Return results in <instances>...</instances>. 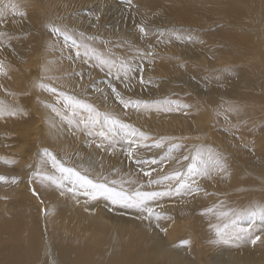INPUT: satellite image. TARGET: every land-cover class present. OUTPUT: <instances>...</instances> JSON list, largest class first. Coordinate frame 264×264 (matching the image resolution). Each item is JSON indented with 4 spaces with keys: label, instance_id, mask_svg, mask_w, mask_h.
<instances>
[{
    "label": "bare ground",
    "instance_id": "obj_1",
    "mask_svg": "<svg viewBox=\"0 0 264 264\" xmlns=\"http://www.w3.org/2000/svg\"><path fill=\"white\" fill-rule=\"evenodd\" d=\"M52 1L54 4H52ZM52 1L0 0V9H4L1 23H7L8 25L18 28L19 23L17 19L20 18V15L13 14L11 9V5L16 4L19 6L18 12L22 11L25 13L23 17L25 20H28L29 24L41 22L44 19V16L47 14L50 16L53 26L59 25L64 27L62 30H67L73 36V38L76 39L78 45H84L85 48H87V46L89 47V45L99 44L101 42V44H104L103 40H100V36L104 33L105 43H112L117 48H121L120 46L126 41L130 42L125 48L131 47L132 44L138 45L140 43L142 45L143 51L152 50L154 47L167 49L166 45H163L164 43L169 44L168 46H170V48L173 46L175 54L167 59V61H169L168 63L173 65L171 68L166 65L159 66L155 64L153 67L143 71L141 73L142 75L139 74V76H142L143 79L147 80L151 79L152 75L154 74L159 73V76H161L162 73L168 74L171 72L173 75H167L168 77L166 81L155 79V87L158 89L162 87L164 94L172 93L179 97L185 94L186 97L189 96L187 94L189 89H191L190 92L192 95H195L196 98L202 100L203 98L208 97L207 103L208 100L214 103L216 102L218 109L219 107L226 108L227 106H234L237 109L235 111L238 114L237 119L245 117L247 111L250 110V112H252L250 113L252 117L249 116L243 120L248 122V119H251V123L254 124L255 127H260V130H258V128L256 130L254 129L252 134L253 136H244L245 139H251L252 137L255 138L253 143L250 144L248 142V144L251 145V151H248L249 149H245L246 143L244 144L243 141L236 143L233 147V151H243L245 154H249L250 156L252 155V158L255 156V160L252 162V165L255 164L256 168L253 170L251 169V171L246 169L247 173L243 174L247 175L245 188H247L248 193L242 195V200L239 194L240 187L232 186L230 183V177L232 176L225 175L223 176V179H214L213 176H210L208 181H203L202 177L198 176L195 178L196 182H201L203 184V186H201L202 184L198 186L199 189H201L199 192H195L189 197L180 196L172 201L157 200L156 202H153L151 206L153 207L154 211L162 210L164 212H168L169 219L164 217H161L159 220L155 218L145 219L144 216L146 214H142L137 209H123L120 208L121 206L119 205L118 207H115L110 201H107L102 197H98L96 199L87 197L80 203L78 207H76L71 201L62 199L53 191L45 189V184L50 182L41 183L39 179L34 178L32 175L38 166L49 174L58 175V173H56L55 170L51 168L50 164L41 165V157L44 156L43 149H45L42 147V144H49L47 149L51 152L57 149L60 155H65L68 152L69 143L64 142V136H61L60 142L54 140V142L61 145L52 147V136L55 131L53 128V123L58 119V117H54V113H57V111L53 110V113L48 115V112H52V107L46 106L44 101H47V97L50 96L51 93L46 91L45 88L38 86L43 82V80H41L43 73H41L42 69L39 66V60L36 63H34L32 60V58L36 56L35 53H38L36 56L37 59L45 58L46 61H48L50 58L49 54H55V47L50 44L51 42H48L47 44H37V49L35 48L33 50L29 49L30 51H25V49H23L25 46L22 47V45H20L22 53L19 55H14L16 53L8 52L6 50V46H1L0 61H6H3V63L5 62L4 69L5 71L8 70L11 74H0V101L11 108L22 109V111H19L15 116L5 114V119H1L0 117V176L7 178L5 183L0 181V264H264V222L260 221L259 219L255 220V222H251L246 219L237 221L238 223H241L236 225L237 228L249 229L251 232V239L236 241L235 246L229 249L225 256L221 257L208 258L203 254L204 251L196 246L195 243L197 238H199L201 241H204L203 235L201 232H199V230L191 231L189 227L184 231L177 229L186 228L185 225H179L180 222L185 223V221L193 220V216L191 214L194 210H198L199 204L202 202H207L203 204V206L216 203L222 212L231 211L233 213L252 209L254 204L260 205L259 203H262L263 205L264 203V149H262V147H264V98L263 100L261 99L257 101L258 104L255 105V109H252V102L247 100L250 95H259L261 97L264 96V75L263 77L257 76L252 71L251 73H247L245 77L242 78V66L241 64H236L239 62L236 61L234 67L232 68V72L236 70V74L240 75V79L236 86V82H234L235 75L230 73V65L233 63L231 61V57H229L228 52L226 51V49L231 46L232 42L234 41V35L231 34L230 31L233 26L232 23H234L236 26H239L240 28L245 27H243V25L240 23V20L231 21V19L228 20L227 17H233L235 19L234 16L241 17L240 14L233 12L232 9L227 10L228 8H225L221 11L223 14L217 19L215 12L208 11L206 8H194L193 3L189 2V0H173L177 3L179 8L180 6H183L184 9L192 8L196 12H199V15H201L203 19L207 14H209L210 17L206 18L205 20H209L210 18L215 19L209 22L215 21V23H213V28L215 29L211 31V34L213 37H215L217 43L216 46L220 43L224 45L227 44L229 46L225 49L226 53L219 54L217 57L215 54L205 57L203 55L204 53L198 52L196 50L194 44H185L187 42L179 40L178 34H174L172 36V33H169V30L174 29L172 24H175V22H169L168 27L162 25L159 26V28H146L147 35L141 33L139 28H136L134 31L130 32V36L133 38V40L128 39L127 36L122 37L120 35L123 40L120 37H117L119 41H113V39H109V36H118L120 33H115L118 35H112L113 29H110L109 25H105L106 27L104 26L103 29L98 32H92L91 27H89L87 23L84 24L81 22L82 25L77 26L75 29V24L73 22L78 24L77 20L79 17L77 14L75 15L76 11L72 13L73 16L69 17L68 13L71 11L70 9L78 7V2H90V0H59L58 3H55L54 0ZM222 1L226 2L227 0ZM138 3L141 7H145L143 14V17L145 18L144 15L148 13V9L155 5H160V0H138ZM85 11L87 10L85 9ZM132 11L135 12V9L133 8ZM95 12L96 10L93 9L91 12L84 13L95 14ZM10 13L13 14L12 18L10 17ZM187 13H189V11H187ZM181 14H184V12ZM192 14L193 13H191V15ZM251 15L252 14L250 12L245 14L246 17H251ZM143 17H134L132 19H138L137 23L140 24L142 22L141 19H144ZM184 17H187V15ZM221 19H224L225 21L221 22ZM89 23L92 27L95 25V22ZM203 24H199V26ZM167 30L168 32H166ZM225 33L227 34L223 39ZM256 34H258L256 41L260 45L262 40V37L260 36L261 30L256 29ZM158 36L161 39H157ZM5 37L6 36L4 35H0V45H7L6 43L9 40H6L7 38L5 39ZM60 39L61 38L58 37L56 38L57 41H55L56 47L60 49L58 52L67 53V50L62 47L63 45H59L58 42ZM119 42L123 43L119 44ZM76 49L78 50L77 47ZM1 52L3 53L1 54ZM4 53L7 54V56L10 55L13 61H22L25 62V64L27 62V66L18 67L15 61L14 66H12L13 64H9L10 66H7L8 64L6 63L8 62L7 59L3 57ZM177 53H180L181 55L183 54V58L187 59L186 62L182 64V66H177L175 64L176 60H179V58L177 59ZM88 57L90 58V56ZM249 57H253L250 51ZM253 58H255V56ZM259 58L261 65L264 67V59L262 57ZM62 59L66 60V62H70L72 66L76 67L77 65H80L77 73L68 74L69 78L73 79V85L71 88H81L82 85L86 81H89L93 75L106 74V69L103 68V71L101 72L99 65L80 64L79 58L76 55L75 59L73 60L70 58H67V60L64 57H62ZM128 59L130 60V63H132L130 55L128 57L126 56V60ZM15 63L17 66H15ZM54 63L55 62H53V64ZM225 64L227 66H224ZM50 66H52L53 70V65ZM58 67L59 66H57V68ZM84 67L85 69L82 70ZM61 68L62 67L59 69ZM63 69L64 68L61 70L63 71ZM190 73H193L194 75L198 74L197 76H200L201 74V78L202 75L203 77L204 75H207L209 78L213 76L215 77L214 79L218 81L221 80L220 77L224 76L228 78L224 80L229 81H221L222 85L220 84V86L219 84H215V81V83H213V80L211 79L210 80L212 82H210L208 77H204L205 79L207 78L208 81L206 82H209L208 85L207 83L204 84L202 82L204 84L201 85L203 86L202 88L197 87L198 89H194V87L190 86L192 83L189 81ZM246 77L249 78L245 79ZM67 78L68 77H65L64 81H66ZM108 78L109 80H114L113 76H108ZM114 81L115 85H118L119 82H121V80ZM179 81L185 86L184 89L180 87H174V83H180ZM95 84L96 83H93V85ZM103 86L104 88L101 89L104 92L99 94V97L93 93L92 95L90 94L92 91H94L92 87L88 88V92L85 95L94 97V99L91 100L92 103L103 99L101 100V103H98L100 105L99 107L106 108L108 106L110 108L113 106L111 104L119 105V102L114 99L115 97L109 94L110 90L108 91L106 88L107 86ZM196 86H198V84ZM205 87L206 89H204ZM71 88H69V91H71ZM23 89L27 90L25 91L27 92L26 94L24 93ZM10 90L13 93H10ZM157 90L148 92L147 95H157V98H160V94L162 93L156 94ZM40 95H44L45 99L43 100V97L40 98ZM225 96L228 98H231L232 96L234 97L231 99L226 98L221 100ZM196 98H194V100ZM135 99L139 100V97L135 96L134 100ZM234 100H237L238 102H234ZM48 101H53L54 104L58 105L59 108H61V110L63 109V111L66 113L68 110L72 111L70 107H66L65 105L57 102L58 100L49 99ZM191 104L197 109L199 116L206 115L204 114L205 110L210 108L212 109L211 105L209 106L211 103L206 104L205 102L191 101V99H188L186 104L182 107L184 110H191ZM256 111L258 113L257 116L255 115ZM76 112L78 113L79 110L76 109ZM112 113L113 112L111 111V114ZM168 115L171 117H165L163 132L160 130H155L156 127L152 126L153 123L154 125L158 124L157 120H152L144 125L145 122L149 121L154 116L149 118L143 114V116H141V118H137L136 121H133V119L129 116V120L132 121V125L137 124L139 126L138 127L136 125L137 127L135 128L140 130L142 127L143 129H151V132H145L146 130L144 131L142 129L143 132L148 134V136L159 133V139L173 135L188 138H193L197 135L201 140L211 138L213 136H220L218 135L219 133L217 134L215 130L216 128L214 129V126L216 125L215 121L218 118L217 114H214V118H212L214 120V124L209 122L210 119H208L209 117L207 116L206 119L199 118L198 120H194L192 116L188 115V118L186 117V119L183 118L182 114H177L176 112ZM210 115L213 116V114ZM223 115L224 114H222V116ZM172 117L174 119H178L177 124H172L170 122ZM224 117L225 116H223V119H226ZM258 119L261 120L257 123ZM208 122L210 125L208 124V132H206L207 130L205 131V124ZM166 123L167 125H165ZM10 125H12L13 128H11L12 126ZM238 126L237 128H239ZM245 127L246 126H244V128ZM248 127L250 128V126ZM37 145H40L41 148L36 154ZM243 145L245 146L243 147ZM90 147L94 152V156L97 155V150L95 148L93 149L92 146ZM194 147H202L205 150L212 149L213 152H216L219 149L217 145L213 143L202 141L195 143ZM252 148H254V150H252ZM259 151L261 153H258ZM141 154L136 153L135 155L137 158L145 156H141ZM232 156L236 159L238 164L244 166V163H242L239 158H236L234 154H232ZM5 161L9 162L6 163ZM179 161L180 160H178L177 163H179ZM124 162L125 160L123 163ZM65 165L73 167L69 164ZM125 167L127 170L122 172L121 168ZM75 168L81 172H84L78 167ZM104 168L105 167L103 165L98 167L97 170H103ZM138 168L131 164L128 166L118 165L117 171L123 173L124 181H132L131 176L135 174V172H138L141 175L146 172L141 171ZM154 168L155 167L150 169L152 174L161 167L157 169ZM16 172L21 174L20 178L17 177ZM89 176L92 177L91 175ZM13 178H15V180H13ZM12 181L15 183L14 185L10 184ZM14 186L17 187V189H14ZM125 186L128 187L127 184H125ZM36 190L41 193V197L44 198L49 204V206L46 205V210L44 207L36 204L33 196V193ZM205 190H209V193H204ZM229 199L232 202L233 200L235 202L230 203ZM106 201L108 204L107 207L109 209L105 208L106 203L104 202ZM222 218V224L228 221V218ZM230 218L235 219V216L233 215ZM164 219L172 221L173 225L177 227L175 235H171L169 233L172 230H167V227L164 225ZM244 223L248 224L245 225ZM156 224H159L162 229H160ZM256 236H259L260 239L256 240L255 243H252V239H255ZM184 240L190 242L186 245H190V251L192 254H185V252L180 249L181 246H186L185 244H181V241Z\"/></svg>",
    "mask_w": 264,
    "mask_h": 264
},
{
    "label": "rangeland",
    "instance_id": "obj_2",
    "mask_svg": "<svg viewBox=\"0 0 264 264\" xmlns=\"http://www.w3.org/2000/svg\"><path fill=\"white\" fill-rule=\"evenodd\" d=\"M50 1H52V0H50ZM54 1H55V3L59 2V0H54ZM189 2L193 3L194 8H206L208 11L215 12L217 19L220 18V16L223 14L221 12L222 10H224L225 8H228L227 10L232 9L233 12L240 14L241 17L234 16L235 19L233 17H227V19L228 20L231 19V21H235V20L239 21L240 20V23L243 25V27L244 26L245 27L240 28L239 26H236L234 23H232L233 26H232V29L230 30L231 34L234 35V37H233L234 41L232 42V45L229 46L227 44L224 45V44L220 43L219 45L216 46L217 43H216L215 37H213L211 34V31L213 29H215V28H213V23H215V21L209 22V21H212L215 19L210 18L209 20H205L206 18L210 17L209 14H207L203 19L201 17V15H199V12H196L192 8L184 9L183 6H180V8H179L177 3L174 2L173 0H160V5H155L152 8L148 9V13H146L144 15L145 18L143 17L145 7L144 8L141 7L138 3V0H131V3H129L128 0H90V2H78L77 4H79V6L75 7L74 9H70L71 11L72 10H74V11H72V12L69 11L68 14H69V17H71V16H73L72 13H74L76 11L75 15L77 14L79 17L77 20L78 24L73 22L75 24V26H74L75 29L77 26L82 25L81 22L84 24L87 23L88 26L91 27L92 32H98V31L102 30L105 25H109V28L113 29L112 35H118L115 33H120L118 36H109V39L110 40L113 39V41L114 40L119 41L117 39V37L121 38V36L122 37L127 36L128 39L133 40V38L130 36L131 35L130 32L134 31L136 28H139L140 25H144L145 28H149V27H158L159 28V26H162V25L165 27H168L169 22H175V24L173 23L174 25L172 24V26H174V29L169 30L170 31L169 33H172V36L174 34H178L179 40L187 42L185 44H189V43H190V45L194 44L196 50L198 52L204 53L203 55L205 57H209L213 54H215V56L217 57L219 54L226 53V51L228 52V55H229V57H231V61L233 63L232 65H230L231 66L230 67L231 68L230 73L235 75L234 82H236V86H237V83L240 79V75L236 74L237 73L236 70H234L232 72V68L234 67V64L236 61H239L236 64H241V66H242V72H241L242 78H244L247 73H251L252 71L255 75L263 77L264 67L261 65L259 57H262L264 59V0H227L226 2H224L222 0H189ZM52 4H54L53 1H52ZM146 5H148V4H146ZM133 8L135 9V12L132 11ZM85 9L87 11H85ZM93 9L96 10L95 14L84 13V12H91ZM187 11H189V13H187ZM179 12H181V13L184 12V14H181ZM190 12L193 13L194 15L193 14L191 15ZM249 12L252 14L251 17H246L245 14H247ZM185 15H187L188 20H187V17H184ZM177 16H179V17L181 16V17L179 18ZM10 17L12 18L13 14L10 13ZM134 17H143L144 19H141L142 22L139 24V23H137L138 19H132ZM17 20L19 23L18 28L14 27L12 25H8L7 23H1L0 22V33H3V35L6 36L5 39L7 38L6 40H9L6 43L7 45H0V47L6 46L7 47L6 50L8 52L16 53L14 55H19L20 53H22V51L20 49V45H22V47L25 46V48H23V49H25V51L26 50L30 51V50H33L35 48L37 49V44H47L48 42H51L50 44L53 45L55 47V50H56L55 54H53V53L51 55L49 54L50 58H49V60L47 58L48 61H46L45 58L37 59L36 56L38 55V53H35L36 56H34L32 58V60L34 61V63L38 62V60H39V64H40L39 66L42 69L41 73H43V77L41 79V80H43L42 83L45 85H49L52 88L57 89V91L55 93H53L49 90H46V91L50 92L51 95L47 97V101H44V104L46 106L52 107V112H48V115L53 113V109H55V111H57V112H62L61 115H57V113H54V117H58V119L53 123V128L55 131H54V134L52 136V139H53L52 147L57 146V145H61L59 143L54 142V140L60 142L61 136H64V142L69 143L67 154L60 155V153H59V151H57V149H55L52 152L53 154H55L57 156V159H59L60 161H62L65 164H69L73 167H78L82 171L87 170V173L94 178L106 177L108 181L124 180V176H123L122 172L126 171L127 168L126 167L121 168L122 172H118L117 171L118 165L128 166L131 164V165L136 166L137 168L139 167L138 169H140L141 171H150V169L153 167H155L154 169L161 167L156 172L153 171L154 173L152 174L151 179H156L160 176L167 175V174H169L172 171L177 170V169L184 171L186 169L187 164L190 162H189V160H184L183 157L184 156H190L191 154L194 153V150L196 148V147H194V144L199 142V141L210 142V143L217 145V147L219 148L218 151H216L215 153H218L220 155L225 167H224L223 171H212L209 176L202 177L203 181H208L210 176H213L214 179H223V176L230 175V176H232V177H230L231 185L240 187L239 194H240L241 200H242V195L248 193L247 188H245V186H246L245 182L247 181V177H246L247 175H243V174H246L247 170L251 171V169L253 170L256 168L255 164L252 165V162L255 160V156H253V158H252V155L250 156L249 154H245V152H243V151H233V147L236 143L243 141L244 144L246 143L245 149H249L248 151H251V145L250 144L255 141V138L252 137L251 138L252 140L251 139H245L244 136L252 135L254 132V129L256 130L258 128V130H260V127H255V125L251 123V119H248V122L243 120V119H246L249 116L252 117V115L250 114L252 112H250V110H248L245 117H243L241 119H237L238 114H237V112H235L237 109L234 106H232V105H231L232 107L227 106L228 109H227V107L226 108H222V107L220 108L219 107V109H220L219 110L216 102L214 103V102H211L208 100V103H211V104H209V106L211 105L212 109L210 108L208 110H205V112L207 111L206 113L204 112V114H206V115L199 116V112L197 111V109L192 104H191V107H192L191 110H186V109L184 110V108L182 106H184L186 104V101L188 99H191V101H200V102H205L206 104H208L207 103L208 97H205L202 100L198 99V98H196L195 95H192V93L190 92L191 89H189L188 94H187L189 96L185 97V94H184V95H181V97H179L176 94H172V93L164 94V90H162V87L160 89L155 87V79H161L162 81L163 80L166 81L167 77H168L167 75H169V74L173 75L171 72L168 74L162 73L161 76H159L160 75L159 73L154 74V75H152L151 79H147V80L143 79L142 76H139V74L142 75L141 73L143 71L153 67L155 64L159 65V66L160 65H162V66L166 65L169 68H171V66H173V65L171 63H168L169 61H167V59L170 58L171 56H173V54H175L173 46L170 48V46H168L169 44L164 43L163 45H166L167 49L154 47L152 50L143 51L142 45L140 43L138 45L132 44L131 47L125 48L127 45H129V42H130V41H126L124 43L119 42V44H121V43H123V44L120 46L121 48H117L112 43L111 44L105 43V38H104L105 33H104L100 36V40H103L104 44H101L102 43L101 42L99 44L89 45V47L87 46V48H85L84 45H79L78 50H77L75 46L70 45L71 44L70 42L65 45L63 37H61L58 33L53 31V27H55V26L59 27L61 30L64 27H61L59 25L53 26V22H52L50 16H48L47 14L44 16V19L41 22L35 23V24H29L28 20H25L23 16H20V18ZM193 21H195V22H193ZM220 21L223 22L225 20L221 19ZM89 22H91V23L95 22V25L92 27ZM197 23H199V24L204 23L205 25L203 24V25L199 26V24H197ZM235 29H236V31H235ZM256 29L261 30L260 36L262 37V40L260 42V45L256 41V37L258 35V34H256ZM166 32H168V30ZM227 33L224 34L223 39L225 38ZM58 37L61 38L60 41L58 42L59 45L60 46L63 45L62 47L65 50H67V53H59L58 52L60 49L57 48L55 45V43H56L55 41H57L56 38H58ZM157 39H161V38L158 36ZM80 46H82L83 48ZM233 46H235V47H233ZM71 47H72V49H71ZM225 49H226V51H225ZM71 50L73 53L71 52ZM120 50L124 53H122ZM86 51L88 52V56H90V58L84 54ZM249 51L253 57L255 56V58L249 57ZM78 52H79V55H77ZM117 52H118V54H117ZM132 52H134V53H132ZM2 53L3 52H1V54ZM177 54H178L177 59L179 58V60L178 61L176 60L175 64L177 66H179V65L182 66V64L184 62H186L187 59L183 58V54L182 55L180 53H177ZM75 55L79 58L80 64H83V65H99L101 72L103 71V68L106 69V74L93 73V74H97V75L92 74L93 76L90 78V80L86 81L84 83L85 85L83 84L81 88L80 87L71 88V86L73 85V81H72L73 79L69 78L68 74L77 73L80 65H77L76 67L72 66L70 62H68V61L66 62V60L62 59V57L66 58V59L70 58L71 60H73V59H75ZM129 55H130V58L132 60V63H130L129 59L126 60V56L128 57ZM97 56H100L104 59H108L110 61H113L114 64L111 67V69H109V67L106 64L105 65L100 64L99 60L96 58ZM3 57H5L7 59V62H8V63H6V64H8L7 66H10L12 64H13L12 66H14V61L17 63L18 67H22V66L26 67L27 66V62L25 64V62H22V61H17V60L13 61L11 59L10 55L7 56V54H5V53H4ZM123 58L125 59L126 62L124 61ZM3 61H5V60H3ZM52 61L55 63L53 64ZM5 62L3 64H5ZM242 62H247V63H242ZM16 63H15V66H17ZM19 63H20V65H19ZM96 63H98V64H96ZM121 63H126V64L130 65L131 68L134 70L133 72H135V71H137V72L133 73L131 71L126 76L125 73L123 71H121L120 68L118 67V66H120ZM67 64H69V65H67ZM50 65H53V70H52V66H50ZM54 65H57L59 67L57 68V66H54ZM224 66H227V65L225 64ZM60 67L64 68L63 71L61 70L62 68L59 69ZM56 69H58V70H56ZM84 69H85V67L82 70H84ZM49 70H50V72H49ZM215 71H217V70H215ZM4 73L6 75L11 74L8 70H6ZM0 74H2V73H0ZM197 75L196 74L194 75L193 73H190V75H189V81L192 82L190 86L194 87V89H196L197 87L202 88L203 86H201V85L203 83L206 84L207 83L206 81H208V80L210 82H212L211 80H213V83L216 82L215 84L220 85L221 81L223 82L224 79H228V78L222 76V77H220L221 80L219 79L220 81H218V80H215L214 79L215 77H213V76L211 78H209L207 75L206 76L204 75V77H208V80H207V78L205 79L203 77V75H202V78H201V74H200V76H197ZM108 76L109 77L113 76L114 80H119V81L121 80V82L116 81V82H119L118 85L120 87L118 85H115L114 80H112V79L109 80ZM65 77H68L66 79V81H64ZM158 77H160V78H158ZM177 77H178V75H177ZM152 78H154V79H152ZM247 78H249V77H246L245 79H247ZM228 81L229 80H224V82H228ZM93 83H96V84L93 85ZM208 83H207V85H208ZM197 84H198V86H196ZM103 85L107 86L106 88L108 89V91L110 90L109 94L112 95L113 97H115L114 99L119 102V105L118 104H111L113 106H111L110 108L108 106L106 108L99 107L100 105L98 103H101V100H103V99L98 100V102L92 103L91 100H93L94 97L85 95L88 92V88L92 87V89L94 91H92L90 94L92 95V93H93L94 95L99 97L100 96L99 94L104 92L101 89V88H104ZM207 85H206V87L208 88ZM174 87H180L182 89L185 88V86L182 85L181 82L180 83L175 82ZM206 87L204 89H206ZM69 88H71L70 89L71 91H69ZM113 88H115L116 91L120 93L121 98L125 99V100H127V99L134 100L135 96L139 97V100H147V101H154V100L164 101V100H167L170 102L169 105H167V106L171 107L173 109V111H165V110H163V107L160 110H157L156 108L136 109V108H132L131 106L128 108H124V105H122L120 103L115 92H113ZM23 90H24V93L26 94L27 92H25V91H27V90H25V89H23ZM155 90H157L156 94L162 93V94H160V96H161L160 98H157L158 97L157 95H152V96L147 95L148 92H153ZM9 92L13 93L11 90ZM61 93L65 94L67 96L74 97L75 99L83 101L87 104H90L98 110L101 109L100 112H102V113L103 112L111 113V111H112L113 115L118 117L123 122L131 124V125H132V121L129 120V116H130V118L133 119V121L134 120L136 121L137 118H141V116H143V114L149 118L154 116L149 121L145 122L144 125H146L148 122H150L152 120H157L158 124L154 125V123H153L152 126L156 127L155 130H160L162 132L164 130L165 117H167V116L171 117L168 114H172L174 112H176L177 114L178 113L182 114L183 118H186V117L188 118V115L192 116V118L194 120H198L199 118L200 119L201 118L206 119V116H207V117H209L208 119H210L209 122L212 124H214V120L212 118H214V114L215 115L217 114L218 118L215 121L216 125L214 126V129L216 128L215 130H216L217 134L219 133L218 135H220V136H213L211 138L201 140L197 135H196V137H193V138L173 135V136L163 138L164 144L161 148L154 147V142L159 139V135H160L159 133L156 135L148 136L149 137L148 140L144 141V144L147 145V147H140L138 149V151L136 152V153H140V154L142 153L141 156L145 155L144 157L138 158L141 161H143L144 163H142V164L137 163L136 159H130L128 157V155H127V144L125 141L116 142L114 148L110 149L109 148L110 142L108 140H104L103 138L96 135L95 133L93 135H88L87 132L85 130H83L82 125L80 128H77L75 123L70 124L69 119L74 120V121H79L81 118H86L88 114L86 111H84L82 109H78L79 112L78 113L76 112V115H73V112L71 110L70 111L68 110V112L66 113L65 111H63V109L61 110V108H59L58 105L54 104L53 101H48L49 99H54V100H58L57 102L65 105V100H64V97L61 96ZM128 93H129V95H128ZM182 96H183V99H182ZM193 96H195V97H193ZM41 97H43L42 98L43 100L45 99L44 95H40V98ZM192 97H193V99H192ZM233 97L234 96H232L231 98H233ZM194 98H196V99L194 100ZM226 98L231 99V98H228L225 96L221 100H224ZM263 98H264V96L261 97L259 95H254V96L250 95V97H248L247 100L252 102V104H253L252 109H255L256 108L255 105L258 104L257 101H259L261 99L263 100ZM234 102H238V101L234 100ZM213 106H215V107H213ZM260 107H261V105H260ZM215 109H217L218 111ZM227 110H229V111H227ZM230 110H232V111H230ZM215 112H217V113H215ZM209 113L213 114V116H211ZM62 114H64V115H62ZM222 114H224L223 116H225L224 118H226V119H223ZM257 114L258 113L256 111L255 115L257 116ZM65 116H67L68 119H65L64 118ZM0 117H1V119H5V114L0 115ZM260 120L261 119H258L257 123ZM170 122L172 124H177L178 119H174L172 117L170 119ZM209 122L205 124V131L207 130L206 132H208L207 127L210 125ZM136 125H134V127L138 126V125L137 126ZM165 125H167V123ZM233 125H235V126H233ZM10 126H12V125H10ZM237 126L240 129L241 128L242 129L240 130L239 128H237ZM244 126H246V127L244 128ZM248 126H250V128ZM149 127H151V126H149ZM231 127H234V128H231ZM11 128H13V126ZM235 128H237V129H235ZM142 129H143V127L141 128V130ZM143 130L144 131L146 130L145 132H148L151 129L150 130L149 129H143ZM96 131L98 132L99 129H97ZM153 133H157V132H153ZM181 135H186V134H181ZM160 139H162V138H160ZM247 140H249V141H247ZM75 141H77V142H75ZM248 142L250 144H248ZM170 143H181L182 147H181V149L173 151L171 154H168L167 149H168V146ZM245 145H243V147ZM48 146H49V144H47V143L42 144V147H44V148H47ZM90 146H92L93 149L95 148L97 150V155L94 156V152L92 151ZM263 146H264V144H263ZM40 148H41L40 145L36 146V149H37L36 154L38 153ZM262 149H264V147H262ZM252 150H254V148H252ZM258 153H261V152L259 151ZM232 154H234V156L236 158H239V160L242 163H244V166H242L241 164H238L236 159L232 156ZM41 158H43V156ZM41 158H39V159H41ZM124 160H125V162L123 163ZM178 160H180L179 163H177ZM246 160H248V161L250 160V161L248 162ZM152 161H155V163H152ZM103 165L105 167L103 170H101V169L97 170L98 167L103 166ZM237 173H238V176H237ZM16 175L18 178L21 177V174L18 172H16ZM148 179H149V177H146L144 174L141 175L138 172H135V174H133L131 176L132 181H137L139 183H143L145 185V190H162L163 189L164 185H151V186H149L147 184ZM1 182L5 183L6 181L3 180ZM10 184L14 185L15 183L12 181V182H10ZM201 184H202L201 182H196L195 186H200ZM201 186H203V184ZM44 187H45V189H48L49 191H53L56 195H58L62 199L71 201L72 204H74L76 207H78L80 205V203L85 198H87V196H84L83 194H79L75 198H73L71 193L61 195V191H66V190L61 189L52 183H47V184H45ZM14 189H17V187L14 186ZM193 193H195V192L181 193L179 195L173 194L171 196H165L163 198H160L158 201H160V200L172 201V200H175L176 198H178L180 196L181 197H189ZM204 193H206V194L209 193V190H205ZM33 196H34L36 204L44 207V209L46 210L47 209L46 205L49 206V204L46 202V200L44 198L41 197V193L38 190H36L33 193ZM229 202L233 203L235 201L233 200V202H232L229 199ZM104 203H106L105 208L109 209L107 207L108 206L107 201ZM205 203H207V202L200 203L198 210L197 211L194 210L192 212L191 215L193 216V220L185 221V223L180 222L179 225H185V227H186L183 229L175 227L173 225L172 221L167 220V219H169L168 212H166V211L164 212L162 210H158V211L155 210V212H159L162 214L161 217L167 218V219H164L163 221H164L165 227H167V230H172L169 232L171 235H175L176 228L178 230H182V231L186 230L188 227L191 231L199 230V232H201L203 235L204 241H201L199 238H197L195 244L198 248H200L204 251L203 254L205 256H207L208 258L225 256L227 254L228 250L235 246L236 241L229 243V244L215 243L214 242L216 240V234H215L214 229L211 228L209 225L210 224H212V225L221 224L222 225V219L223 218L219 217L218 215L211 214V213L205 214V210L208 208H214V212L218 213V212H222V211L216 203L203 206V204H205ZM259 204L262 205V203H259ZM263 205H264V203H263ZM255 206H257V204H254L252 206V208H254ZM115 207H118V205H115ZM120 208H123V207H120ZM239 209H240V207H239ZM239 224H241V223L237 222V225H239ZM244 224L247 225L248 223H244ZM156 225L160 229H162V227L159 224H156ZM252 229H253V225H252ZM202 235H201V237H202ZM226 246H229V247H226ZM180 249L182 251H184L185 254H192V252L190 251V245L181 246Z\"/></svg>",
    "mask_w": 264,
    "mask_h": 264
},
{
    "label": "snow or ice",
    "instance_id": "obj_3",
    "mask_svg": "<svg viewBox=\"0 0 264 264\" xmlns=\"http://www.w3.org/2000/svg\"><path fill=\"white\" fill-rule=\"evenodd\" d=\"M131 3V0H128ZM19 6L16 4L11 5L13 14H19L20 16L25 15L24 12H18ZM4 14V9H0V22H2ZM141 33L147 35V30L144 25L139 26ZM53 31L58 33L63 37L65 44L71 43L72 46L79 47L76 39L67 31L61 30L59 27H53ZM3 35V33H0ZM86 56L88 52L84 53ZM79 55V52L77 53ZM100 64L107 65L109 69L113 66L114 62L108 59H104L100 56L96 57ZM120 70L127 76L128 73L133 71L130 65L126 63H121L119 66ZM4 64L0 61V73H4ZM41 88H45L53 93L57 89L40 83L38 85ZM117 98L120 103L124 105L125 108L131 106L136 109L144 108H156L160 110L163 107L165 111H172L171 107H168L169 101L164 100H125L122 99L120 93L113 88ZM64 97L65 106L72 109L73 115H76V109H82L87 112L86 118H81L79 121H74L69 119V123H75L77 128L83 126V130L87 132L88 135H93L94 133L104 140L110 142L109 148H114L115 143L118 141H125L127 144V155L130 159H136L137 163H144L136 157V152L140 147H147L144 141L148 140V134L135 128L133 125L128 124L120 120L115 115L108 112H100L94 106L87 104L83 101L77 100L74 97L67 96L61 93ZM55 111V109H53ZM22 109L11 108L0 101V115H12L15 116ZM57 115L61 113L57 112ZM68 119L67 116L64 117ZM99 129L97 132L96 130ZM164 144L163 138L156 140L154 142V147L161 148ZM182 145L178 143H170L167 149L168 154L173 151L181 149ZM44 156L41 160V165L50 164L51 168L55 170L56 174H49L42 170L41 167L33 172V177L41 181V183L50 182L55 184L61 189L66 191H61V195L71 193L73 198L79 194H83L91 199H96L102 197L107 201H110L112 205H119L123 208L137 209L144 216L145 219L155 218L159 220L161 218V213L155 212L151 206L153 202H156L160 198L165 196H171L173 194L189 193V192H199L200 189L196 184V177H207L212 171H223L225 165L218 153L213 152L212 149L205 150L202 147H196L194 153L190 156H184V160H190V163L186 166V171L174 170L167 175L160 176L156 179H151L152 172L146 171L144 175L149 177L147 184L151 185H164L162 190H145V185L137 181H124V180H112L108 181L106 177L92 178L87 174V170L81 172L75 167L66 166L62 161L57 159V156L49 151L47 148L43 149ZM8 163L9 161H5ZM155 163V161H152ZM143 170V169H142ZM4 176H0V181L6 180ZM15 180V178H13ZM125 184L128 187H125ZM215 214L219 217L228 218L226 223L221 224H210L209 226L214 229L216 234L215 243L229 244L234 241H242L244 239H251V232L247 228H237V221L239 220H249L255 222L259 219L264 222V205H257L252 209L242 210L239 212H214V208H208L205 210V214ZM235 216V219H231V216ZM260 237L256 236L252 239V243L259 240ZM189 241H181V244H188Z\"/></svg>",
    "mask_w": 264,
    "mask_h": 264
}]
</instances>
